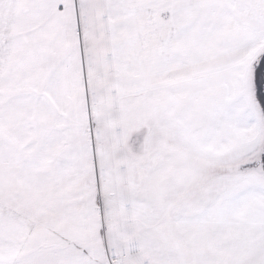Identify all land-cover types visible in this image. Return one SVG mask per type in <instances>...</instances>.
Listing matches in <instances>:
<instances>
[{"label":"snow or ice","instance_id":"obj_1","mask_svg":"<svg viewBox=\"0 0 264 264\" xmlns=\"http://www.w3.org/2000/svg\"><path fill=\"white\" fill-rule=\"evenodd\" d=\"M0 264H264V0H0Z\"/></svg>","mask_w":264,"mask_h":264}]
</instances>
